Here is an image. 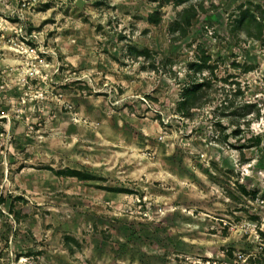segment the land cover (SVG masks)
I'll use <instances>...</instances> for the list:
<instances>
[{
	"label": "rangeland",
	"instance_id": "374dc122",
	"mask_svg": "<svg viewBox=\"0 0 264 264\" xmlns=\"http://www.w3.org/2000/svg\"><path fill=\"white\" fill-rule=\"evenodd\" d=\"M78 1L0 0V264H264V0Z\"/></svg>",
	"mask_w": 264,
	"mask_h": 264
},
{
	"label": "trees",
	"instance_id": "16d2710c",
	"mask_svg": "<svg viewBox=\"0 0 264 264\" xmlns=\"http://www.w3.org/2000/svg\"><path fill=\"white\" fill-rule=\"evenodd\" d=\"M206 61V60H205ZM207 62V61H206ZM199 64V63H198ZM200 69H202V64L198 65ZM205 87V81L204 80H199L196 79L193 82H191L189 85L185 86L184 89V95L183 98L180 100L179 105H180V111L184 108V107H188L190 104L192 105V101H196L197 99H199L201 93L203 92V88ZM194 105H192L193 107ZM241 131H240V126L238 125V127L235 128V130L233 131L234 136L239 137ZM258 140V142L261 141V138L257 136L256 138ZM61 174L67 175V176H74V177H78L80 179H92L94 178L92 175H90L89 173H85L79 170H75V169H65L63 171H60Z\"/></svg>",
	"mask_w": 264,
	"mask_h": 264
},
{
	"label": "water",
	"instance_id": "95a60500",
	"mask_svg": "<svg viewBox=\"0 0 264 264\" xmlns=\"http://www.w3.org/2000/svg\"><path fill=\"white\" fill-rule=\"evenodd\" d=\"M82 2H83V0H79L78 3H77L78 6H82Z\"/></svg>",
	"mask_w": 264,
	"mask_h": 264
}]
</instances>
